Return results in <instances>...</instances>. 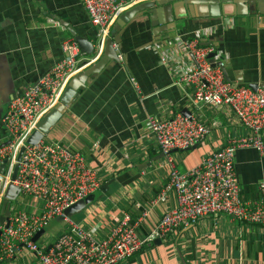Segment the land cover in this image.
<instances>
[{"label": "crops", "instance_id": "1", "mask_svg": "<svg viewBox=\"0 0 264 264\" xmlns=\"http://www.w3.org/2000/svg\"><path fill=\"white\" fill-rule=\"evenodd\" d=\"M199 29L211 31L202 42L207 40L224 51V73L229 81L264 84V15L188 17L173 31L156 35L143 14L123 31L119 57L77 88L75 100L44 136L46 141L60 142L82 153L97 170L101 185L112 180L107 193L92 202L78 220L86 229H95L98 238L108 234L123 212L129 213L140 237H145L164 211L176 206L173 189L165 203L153 204L169 184V174L163 157L155 158L161 152L145 127L148 115L170 118L178 112H190L209 126L208 135L191 151L172 152L180 172L225 146L228 135L248 134L230 108L194 107L190 91L175 84L174 67L159 62L160 54L171 46L168 40L174 43L179 37L190 38ZM71 32L86 37L94 46L93 53L79 55L77 74L103 52L97 56L98 28L91 24L82 0H0V147L8 141L2 118L9 102L55 65L63 55L62 41L73 38ZM234 163L242 196L255 197L257 183L264 180V155L254 148L240 147ZM20 198L19 193L15 200ZM143 207L150 210L138 222ZM39 208L32 210L39 212ZM64 231H58L49 242ZM25 262L16 256L7 264ZM118 264H264V229L227 214L207 215L169 232L161 243L145 244Z\"/></svg>", "mask_w": 264, "mask_h": 264}, {"label": "built area", "instance_id": "2", "mask_svg": "<svg viewBox=\"0 0 264 264\" xmlns=\"http://www.w3.org/2000/svg\"><path fill=\"white\" fill-rule=\"evenodd\" d=\"M144 1L149 0H82L91 24L98 28L97 56L120 14ZM48 21L58 24L52 19ZM209 35V29H199L190 38L179 37L174 43L168 40L171 46L160 54L159 62L167 68L174 67L175 84L190 91L189 99L194 107L230 108L248 134L228 135L225 146L209 152L186 172H180L172 152L198 144L210 132L209 126L192 113L178 112L170 118L148 115L145 127L163 154L169 174V184L153 204L165 203L168 191L173 189L176 206L166 209L145 237H140L127 212L102 238L94 234L95 229H86L81 222L65 215L66 208L100 188L97 170L82 153L66 144L46 141L44 137L36 144L27 143L77 72L80 48L74 38L62 41V57L35 84L12 98L2 118L8 141L0 147V158L7 159L0 171V210L10 185L20 188V194L30 204L24 209L11 204L7 220L0 224V264H7L16 256L25 258L24 264H118L145 244L157 238L164 240L169 232L207 215L227 214L264 229V180L257 183V196L244 198L234 163L235 152L240 147H251L264 155V88L253 90L249 85L226 80L224 51L202 44V39ZM16 163L18 170L13 179ZM38 207L39 212L32 210ZM149 210L142 208L138 222ZM57 216L63 218L65 231L45 246L33 241L46 222Z\"/></svg>", "mask_w": 264, "mask_h": 264}, {"label": "water", "instance_id": "3", "mask_svg": "<svg viewBox=\"0 0 264 264\" xmlns=\"http://www.w3.org/2000/svg\"><path fill=\"white\" fill-rule=\"evenodd\" d=\"M143 14L148 16L150 23L153 26V32L158 35L161 32L173 31L176 29L177 23L182 22L183 19L188 17L207 18L233 17L246 14L264 15V0H149L140 2L126 9L116 19L111 29L110 36L105 41L101 56L91 66L70 78L60 96L59 102L40 120L38 128L34 130L28 138V144H36L58 123L61 117L65 114L67 107L72 104L77 97L78 93L76 90L80 85H84L89 77H95L110 60H115L119 57L117 50L121 45V35L123 31L133 20ZM71 34L77 42L81 53H93L94 46L86 37L77 35L74 32H71ZM202 44L207 45L208 41L206 40L205 42H202ZM210 57H212L211 54ZM210 59L212 61V58ZM224 77L228 80L225 73ZM249 86L253 90H256L257 87L264 88V84L258 83H253ZM182 114L190 115V112H184ZM196 146L197 144L184 150H189ZM23 149L24 147H22L18 153V161L21 159ZM161 157H163L162 153L155 158L159 159ZM152 161H154V159ZM6 162L7 159L4 158L2 163H0L1 172L4 169ZM17 170L18 163H16L13 168V179L16 177ZM111 181L112 180H109L103 183L97 191L70 205L64 211L65 215L70 216L80 211L88 204L100 198L103 194H106ZM19 193L20 188L14 187L13 185L9 186L6 197H4L1 205L0 224H3V222L7 220V217L10 214L9 207L11 202L16 199ZM44 232V229H41L33 236L32 240L37 242ZM154 243H161V240L157 238L154 240Z\"/></svg>", "mask_w": 264, "mask_h": 264}, {"label": "rangeland", "instance_id": "4", "mask_svg": "<svg viewBox=\"0 0 264 264\" xmlns=\"http://www.w3.org/2000/svg\"><path fill=\"white\" fill-rule=\"evenodd\" d=\"M249 148H251V147H249ZM187 151H191V150L189 149ZM261 180H263V179H261ZM28 203H29V199L28 198H22V199L20 198L17 201L13 200L11 202L12 205L20 207L21 209H24ZM90 205H91V203L88 204L85 208L81 209L80 211L70 215V217L74 221L81 222V221H78V220H82L83 219V217L85 216V210ZM35 212H38V210L35 211ZM63 222H64L63 218L58 217V216L57 217H53L52 219L47 221L45 226L43 227L45 233H43V235L40 237V239H38V243L40 245H42V246H45L48 243H50L49 240H51L52 237L55 234H57L58 231L63 230L66 227V225H64L65 223L63 224Z\"/></svg>", "mask_w": 264, "mask_h": 264}, {"label": "trees", "instance_id": "5", "mask_svg": "<svg viewBox=\"0 0 264 264\" xmlns=\"http://www.w3.org/2000/svg\"><path fill=\"white\" fill-rule=\"evenodd\" d=\"M241 193H242V192H241ZM257 195H258V194H257ZM257 195H256V196H257ZM244 198H246V197H244ZM141 249H142V248H141ZM141 249H140V250H141ZM140 250H139V251H140Z\"/></svg>", "mask_w": 264, "mask_h": 264}]
</instances>
